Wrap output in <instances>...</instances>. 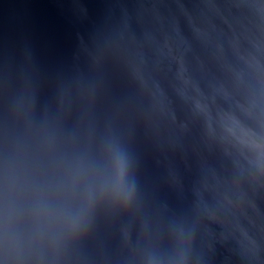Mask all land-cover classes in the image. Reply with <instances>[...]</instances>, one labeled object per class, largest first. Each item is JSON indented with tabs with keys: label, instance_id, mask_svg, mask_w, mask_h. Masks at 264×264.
Here are the masks:
<instances>
[{
	"label": "clouds",
	"instance_id": "9594fccd",
	"mask_svg": "<svg viewBox=\"0 0 264 264\" xmlns=\"http://www.w3.org/2000/svg\"><path fill=\"white\" fill-rule=\"evenodd\" d=\"M100 8L0 50V264H264V0Z\"/></svg>",
	"mask_w": 264,
	"mask_h": 264
},
{
	"label": "water",
	"instance_id": "95a60500",
	"mask_svg": "<svg viewBox=\"0 0 264 264\" xmlns=\"http://www.w3.org/2000/svg\"><path fill=\"white\" fill-rule=\"evenodd\" d=\"M73 0H0V50L27 38L37 54L54 61L66 53L74 38L77 21ZM90 14L99 12L105 0H83Z\"/></svg>",
	"mask_w": 264,
	"mask_h": 264
}]
</instances>
